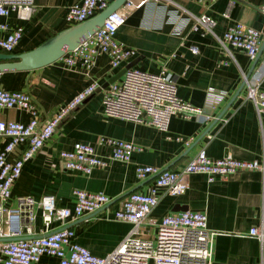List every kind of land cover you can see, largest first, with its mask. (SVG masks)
Listing matches in <instances>:
<instances>
[{"label": "crops", "instance_id": "obj_1", "mask_svg": "<svg viewBox=\"0 0 264 264\" xmlns=\"http://www.w3.org/2000/svg\"><path fill=\"white\" fill-rule=\"evenodd\" d=\"M81 1L35 0V13L27 21H21L15 14L0 17V24L24 29L14 54L30 52L74 27L67 23L66 14L70 6ZM130 1L137 11L116 35L124 48L136 51L129 64L135 63L133 68L151 73L165 70L176 76L180 97L206 109L211 120L174 117L169 131L164 133L149 125L106 117L103 87L125 69H113L106 55L98 57L89 73L81 63L70 67L63 58L35 71L1 74L5 90L24 91L32 96L42 120L54 116L91 83L99 84L100 89L67 117L53 138L25 164L7 203L8 207H14L20 197L40 201L54 196L59 207L73 209L75 190L106 194L112 202L102 211L75 222H54L49 230L51 233L74 228L76 241L98 257L115 250L132 230L131 224L116 221L114 212L129 195L146 193L154 185V177L137 178L138 166L181 171L201 150L212 160L232 158L264 164V116L260 117L254 105L245 99L248 75L252 72V77L264 68V0H172L193 16L206 15L216 21L212 34L203 36L188 28L183 37L173 35L172 26L166 22L158 30L142 28L145 17L151 13L145 7L146 0ZM237 23L263 35L262 54L255 68V62L244 51L222 43L224 33ZM4 36L0 31V37ZM194 46L199 49L198 54L192 52ZM222 92L226 93L225 99L210 109L215 103L214 96ZM31 119L29 111L0 109V121L26 124ZM101 137L137 146L131 163L109 161L107 167L95 168L90 176L66 169L60 155L75 143L93 145L101 156L108 158L110 150L99 145ZM5 143L0 142V150ZM20 151L11 159L15 160ZM180 208L207 214L209 230L217 234L213 264H264V247L244 235L264 218V171L240 172L212 183L204 175H193L189 178L188 192L179 197L164 196L150 219L159 222L179 213ZM37 215L35 229L39 234L45 228L41 212ZM155 229L148 225L144 232L152 235Z\"/></svg>", "mask_w": 264, "mask_h": 264}, {"label": "built area", "instance_id": "obj_2", "mask_svg": "<svg viewBox=\"0 0 264 264\" xmlns=\"http://www.w3.org/2000/svg\"><path fill=\"white\" fill-rule=\"evenodd\" d=\"M111 4L112 0H82L68 8L65 19L70 25L77 26L94 18ZM145 7L151 13L142 23L144 29L158 30L166 22L172 26L173 35L183 37L188 28L204 36L212 34L216 26L211 17L193 16L172 0H146ZM35 9V0H0V17L15 14L21 21H27L34 15ZM136 11L137 6L127 0L108 16L94 36L64 57L66 64L75 67L81 63L89 73L98 57L106 55L113 69L125 68L136 51L124 48L116 35ZM0 31L5 33L4 37H0V53L14 54L23 38V27L10 29L7 24H0ZM262 36L260 31L237 23L228 28L221 40L223 44L244 51L252 62H256ZM191 50L194 54L199 53L195 46ZM263 82L264 68L246 81L245 99L254 105L260 117L264 116ZM99 89V84L91 83L54 116L42 120L32 96L24 91L5 90L0 74V109L32 113V119L26 124L0 121V142H6L0 150V264H213V242L217 234L209 230L206 213L179 212L159 222L151 220L150 216L164 196L185 195L191 176L204 175L212 183L240 172L264 171V164L258 161L212 160L205 150H201L181 171L138 166L137 178L147 180L154 177V185L146 193L129 195L114 212V219L131 224L132 230L105 257H98L79 244L72 227L51 233L49 230L54 222H75L102 211L112 202L106 194L75 190L76 204L73 209L59 207L54 196H46L40 201L20 197L16 206H7L25 164L33 160L53 138L61 123ZM103 92L106 117L149 125L164 133L169 131L174 117L199 118L202 122L212 119L206 109L180 97L178 78L165 70L151 73L138 68L128 69L120 80L110 84ZM214 97L215 103L209 106L212 110L225 99L226 93ZM178 140L182 141L181 138ZM99 145L110 150L108 158L86 143H75L60 157L66 169L90 176L95 168L107 167L109 161L131 163L133 154L138 150L131 142L108 137H101ZM20 149L19 156L12 160L11 156ZM39 211L45 229L37 234L35 225ZM148 225L156 228L152 235L144 232ZM244 235L256 239L264 247V218Z\"/></svg>", "mask_w": 264, "mask_h": 264}, {"label": "water", "instance_id": "obj_3", "mask_svg": "<svg viewBox=\"0 0 264 264\" xmlns=\"http://www.w3.org/2000/svg\"><path fill=\"white\" fill-rule=\"evenodd\" d=\"M127 0H115L106 10L85 23L74 26L64 32L50 38L34 50L23 54H3L0 53V74L9 72H30L49 66L61 59L68 53L75 51L84 42L90 39L104 25L109 15L117 11ZM262 54V49L258 59L254 63L257 66ZM131 63L122 70L119 75L110 80L104 89L110 84L118 81L126 72L135 66ZM253 68V70H254ZM252 72L248 75L250 79ZM180 212L188 211V208H180Z\"/></svg>", "mask_w": 264, "mask_h": 264}]
</instances>
